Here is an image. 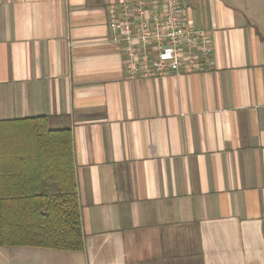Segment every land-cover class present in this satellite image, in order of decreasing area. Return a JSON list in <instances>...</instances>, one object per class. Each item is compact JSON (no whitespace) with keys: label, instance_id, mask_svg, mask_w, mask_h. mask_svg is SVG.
Masks as SVG:
<instances>
[{"label":"crops","instance_id":"obj_1","mask_svg":"<svg viewBox=\"0 0 264 264\" xmlns=\"http://www.w3.org/2000/svg\"><path fill=\"white\" fill-rule=\"evenodd\" d=\"M119 1L136 0H0V119L68 129L84 242L9 254L264 264V0H180L209 65L131 80L108 23Z\"/></svg>","mask_w":264,"mask_h":264},{"label":"trees","instance_id":"obj_2","mask_svg":"<svg viewBox=\"0 0 264 264\" xmlns=\"http://www.w3.org/2000/svg\"><path fill=\"white\" fill-rule=\"evenodd\" d=\"M83 245L68 129L44 115L0 119V246Z\"/></svg>","mask_w":264,"mask_h":264},{"label":"built area","instance_id":"obj_3","mask_svg":"<svg viewBox=\"0 0 264 264\" xmlns=\"http://www.w3.org/2000/svg\"><path fill=\"white\" fill-rule=\"evenodd\" d=\"M180 0L119 1L109 5L113 40L128 80L187 73L209 65L211 38Z\"/></svg>","mask_w":264,"mask_h":264},{"label":"rangeland","instance_id":"obj_4","mask_svg":"<svg viewBox=\"0 0 264 264\" xmlns=\"http://www.w3.org/2000/svg\"><path fill=\"white\" fill-rule=\"evenodd\" d=\"M19 263L20 262L17 259L16 255H14L12 252L10 255L6 247L0 246V264H19Z\"/></svg>","mask_w":264,"mask_h":264}]
</instances>
